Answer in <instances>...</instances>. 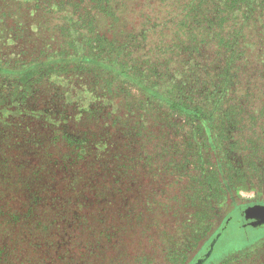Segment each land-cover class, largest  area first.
I'll return each mask as SVG.
<instances>
[{
	"label": "trees",
	"instance_id": "16d2710c",
	"mask_svg": "<svg viewBox=\"0 0 264 264\" xmlns=\"http://www.w3.org/2000/svg\"><path fill=\"white\" fill-rule=\"evenodd\" d=\"M131 1L0 0V264H45L58 252L55 242L86 221L99 229L74 238L98 245L113 236L102 227L115 220L95 213L114 207L113 194L133 169V141L161 136L169 112L192 125L199 220L264 181V138L236 133L252 45L264 62V0H171L173 15L157 24L141 16L145 25L135 31L122 24ZM168 25L177 35L196 34V63L193 51L181 62V51L176 62H151L169 51L161 43L145 50L149 36ZM206 47L219 59L211 72L200 63ZM125 183V192L135 188Z\"/></svg>",
	"mask_w": 264,
	"mask_h": 264
},
{
	"label": "rangeland",
	"instance_id": "374dc122",
	"mask_svg": "<svg viewBox=\"0 0 264 264\" xmlns=\"http://www.w3.org/2000/svg\"><path fill=\"white\" fill-rule=\"evenodd\" d=\"M170 1L165 0L162 9L159 0L151 1L150 5H144L142 0H132L127 5L128 12L122 24L128 30L135 31L145 25L141 16L151 17L154 19L152 23L156 24L164 21V18L175 13V10L171 9L175 8L176 2L182 4L185 0H172L175 6H172ZM2 12L5 13V9H1L0 13ZM175 31L168 25L165 30L150 34L145 50H153L155 45L161 43L169 51L166 56L152 55L151 62H176L180 51L183 53L181 62L189 57V54L185 55V51H193L195 53L192 57L196 63V34L194 37L183 33L177 35ZM259 48L258 45H252V58L249 56L248 69L240 79L244 91L242 97H247L242 112L244 118L239 120L236 130L242 139L264 138V62L253 58L257 56ZM199 55L204 71L211 72V69L218 66L219 59L213 48H202ZM2 83L0 78V84ZM166 116L169 125L166 124L165 129L161 130V136H157L150 144L137 139L133 141V169L125 181L119 182L120 188L113 194L114 207L108 208V205H104L95 213L104 219L115 220L111 227H102L103 231H111L112 238H102L98 245L86 235L83 238H74L76 231L87 230L89 226L87 221L79 227L72 225L67 231V238L55 242L54 248L58 252L51 251L53 258L45 264H194L196 259L204 254L209 242L229 215L244 205L264 204V181L256 179L258 185L253 183L252 187H248L247 184L234 195V201H224L218 215L209 220H199L197 217L201 215V210L194 197L196 181H193L197 174L190 168L193 158H197L196 146L189 141L192 125L179 116L171 115L170 112ZM4 145L0 143V148ZM202 154L205 159L209 158L207 150L203 149ZM143 156H150L151 160ZM32 161L35 162L34 159H31V163ZM157 168L161 169L158 173ZM262 177L264 178V174ZM125 182L135 188L125 192ZM8 194L6 192L5 197ZM103 194L108 197L107 191H103ZM188 198L190 200L186 205ZM17 205L11 203V206ZM87 211L90 213L91 210ZM185 213L195 215V221L185 220L191 218L186 217ZM127 216L130 217L125 220ZM140 216L141 221L138 220ZM89 228V231L99 229L94 224ZM229 229L233 236L227 235ZM229 229L220 236L204 264H264V225L257 228H241L233 224ZM188 239H192V242ZM182 250L186 256L176 257ZM33 261L44 264V260L37 258Z\"/></svg>",
	"mask_w": 264,
	"mask_h": 264
},
{
	"label": "water",
	"instance_id": "95a60500",
	"mask_svg": "<svg viewBox=\"0 0 264 264\" xmlns=\"http://www.w3.org/2000/svg\"><path fill=\"white\" fill-rule=\"evenodd\" d=\"M244 218L245 221H250L247 226L257 228L264 225V205L255 204L253 206H249L244 208L240 214H236L228 217L220 231L213 237V239L209 242L206 247L204 254L200 255L194 264H204L205 261L210 257L213 252L214 246L220 238L221 234L233 224H237L241 228H247L245 223L239 222L241 217Z\"/></svg>",
	"mask_w": 264,
	"mask_h": 264
},
{
	"label": "flooded vegetation",
	"instance_id": "af4514ba",
	"mask_svg": "<svg viewBox=\"0 0 264 264\" xmlns=\"http://www.w3.org/2000/svg\"><path fill=\"white\" fill-rule=\"evenodd\" d=\"M253 205H255V204L244 205V206H242L240 209H238L236 212L232 213L231 216L236 215V214H240V212H241L244 208L249 207V206H253ZM260 205H264V204H260ZM229 216H230V215H229ZM229 216H228V217H229ZM228 217H227V218H228ZM240 217H241V216H240ZM239 222H241V223H245L246 226H247V224H248L250 221H245L244 218L241 217V220H240ZM247 227H249V226H247ZM228 229H229V228H227V229L224 231V234L227 233ZM230 231H231V230L229 229V232H228L227 235H229V236H233L232 232H230ZM222 235H223V233L221 234V236H222Z\"/></svg>",
	"mask_w": 264,
	"mask_h": 264
}]
</instances>
